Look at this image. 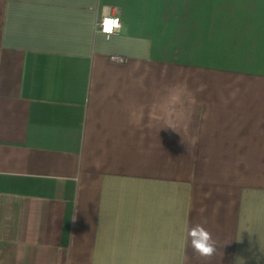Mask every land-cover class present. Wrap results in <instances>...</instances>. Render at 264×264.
I'll use <instances>...</instances> for the list:
<instances>
[{"label":"crops","instance_id":"0c3cea01","mask_svg":"<svg viewBox=\"0 0 264 264\" xmlns=\"http://www.w3.org/2000/svg\"><path fill=\"white\" fill-rule=\"evenodd\" d=\"M0 264H264V0H0Z\"/></svg>","mask_w":264,"mask_h":264},{"label":"clouds","instance_id":"9594fccd","mask_svg":"<svg viewBox=\"0 0 264 264\" xmlns=\"http://www.w3.org/2000/svg\"><path fill=\"white\" fill-rule=\"evenodd\" d=\"M80 171L78 170L74 180L79 182ZM75 219V217L73 218ZM185 241L190 239L191 248L195 254L203 258H211L217 252L216 241L212 237V233L209 232L204 226L197 224L191 229H185Z\"/></svg>","mask_w":264,"mask_h":264},{"label":"built area","instance_id":"2783aa9c","mask_svg":"<svg viewBox=\"0 0 264 264\" xmlns=\"http://www.w3.org/2000/svg\"><path fill=\"white\" fill-rule=\"evenodd\" d=\"M97 30L108 40L111 36L116 34L121 28V22L118 16L104 15L97 20ZM112 61L122 62V58L118 56H112Z\"/></svg>","mask_w":264,"mask_h":264}]
</instances>
